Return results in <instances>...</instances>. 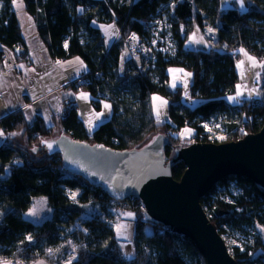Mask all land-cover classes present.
<instances>
[{"label":"trees","instance_id":"16d2710c","mask_svg":"<svg viewBox=\"0 0 264 264\" xmlns=\"http://www.w3.org/2000/svg\"><path fill=\"white\" fill-rule=\"evenodd\" d=\"M249 2V8L240 12L236 8L220 10L219 0H194L193 4L185 0H22L23 9L35 22L38 37L50 56L78 57L86 64V82L71 87L87 90L95 109H99L100 101L94 98L101 95L112 103L113 113L91 133L86 131L71 102L60 116L61 132L55 126L45 127L40 117L29 124L21 109L0 119L4 134L22 131L29 146L9 137L0 143V174L7 173L0 177V259L67 264V258L74 253L70 264H205L191 240L175 232H160L163 224L143 219L138 199L115 200L100 187L65 171L59 154L48 155L43 148L32 152V146L40 138L64 133L74 140L124 150L139 147L151 136L163 133L168 136L163 151L168 160L183 142L188 145L197 141L200 134L207 136L200 123L216 113L229 115L223 122L229 139L257 132L264 125V98L244 99L234 106L225 99L239 80L236 63L241 57L240 49L257 58L264 57V0ZM0 3L1 70L5 50L24 49L15 54L19 61L27 60V50L13 0ZM168 3V32L174 52H147L144 40L148 43L151 36L145 23ZM93 22H114L117 26L118 37L109 49H105ZM194 26L201 32L206 26L215 29L210 48L185 47ZM132 32L144 38L142 65L137 67L128 57L120 71L124 41ZM169 67H181L191 73L190 97L198 100L197 104L188 106L183 102L181 87L170 88ZM153 95L168 101V122L155 118ZM183 127L192 129L188 142L177 135ZM184 170L180 160L171 166L176 180ZM229 180L240 189L234 202L213 197L216 186L227 185ZM38 195L46 197L53 211L51 218L39 224L22 217L32 197ZM200 203L220 234L222 225L239 232L255 224L264 227V190L246 177L222 178ZM84 205L94 207L95 213L83 218L78 226L76 221L85 214ZM120 205L134 214L131 256L116 249L119 240L114 227ZM231 254L237 264H264V241L255 235L244 251L234 249Z\"/></svg>","mask_w":264,"mask_h":264},{"label":"water","instance_id":"95a60500","mask_svg":"<svg viewBox=\"0 0 264 264\" xmlns=\"http://www.w3.org/2000/svg\"><path fill=\"white\" fill-rule=\"evenodd\" d=\"M167 144L168 136L157 133L139 147L118 150L61 133L40 138L32 152L43 148L48 155L59 154L65 171L100 187L115 200L138 199L143 219L191 240L205 264H237L200 200L226 176L246 177L264 190V125L237 140L193 141L176 147L168 160L163 155ZM178 160L185 170L176 180L171 166Z\"/></svg>","mask_w":264,"mask_h":264},{"label":"crops","instance_id":"0c3cea01","mask_svg":"<svg viewBox=\"0 0 264 264\" xmlns=\"http://www.w3.org/2000/svg\"><path fill=\"white\" fill-rule=\"evenodd\" d=\"M16 4L23 5L22 0H17ZM249 5V0H243V2H241V0H219L220 10L236 8L238 11L244 12L249 8ZM30 19L32 21L31 23L28 20H25V25L27 27L26 30H24L20 24L26 42L27 60L19 61L15 59L14 63L3 62L0 70V119L13 111L21 109L29 124H31L37 117H40L45 127L48 128L55 126L57 131L61 132V126L59 123L60 116L63 115L65 104L71 102L76 106L78 116L83 122L86 131L91 133L98 125L111 118L113 113L112 103L109 100L100 101L99 109H95L92 105L91 95L87 90H78L72 87H69L68 89L61 88L65 82L74 80L78 75L86 73L87 66L82 60L79 59V61H77V57L53 59L38 37L35 22L32 18ZM98 23L99 22H93L92 25L99 29L102 34L104 33V28H102V24ZM107 26L108 25L105 27V32H107L108 35L107 38L109 41L112 40V42H114L119 33L117 31V33L113 35V28L107 29ZM186 48L190 49L189 47ZM22 50L24 49H20L19 52H22ZM5 52H9V50H5ZM128 57H130V55L126 51L125 54H121L119 64L120 71L123 70L125 60ZM58 61L59 63H57ZM80 61L83 62L82 67ZM237 72L239 76V71L237 70ZM167 73L169 75V86L171 89H173L175 85L182 88V84L186 83V91L182 88V100L185 104L188 106H194L199 102L190 97L192 76L186 75L187 73H190L189 71L181 67H169ZM246 79L247 77L245 73L244 80L247 81ZM181 82L183 83L181 84ZM81 93H87L88 98H79ZM154 96L162 98L166 103L160 107V100L153 101ZM246 99L256 100L250 96ZM228 103L233 106L239 104ZM104 104H109L111 107L109 109H104ZM154 104L158 107L159 111V116H157V112L154 111L153 108L155 118L158 121L168 122V101L164 97L153 95L152 106ZM96 113H102V115H100L99 118H96ZM89 121H91V124ZM0 131H2L1 127ZM2 133L3 135H0V143L5 141L7 137L12 140L9 134L6 135L3 131ZM126 213L131 212H129L128 209L120 210L118 213V219L133 222V212L130 216L125 215ZM117 222L114 227L115 231L118 230ZM128 236L129 231L127 237ZM123 240L124 239L119 240L118 244H121Z\"/></svg>","mask_w":264,"mask_h":264},{"label":"rangeland","instance_id":"374dc122","mask_svg":"<svg viewBox=\"0 0 264 264\" xmlns=\"http://www.w3.org/2000/svg\"><path fill=\"white\" fill-rule=\"evenodd\" d=\"M170 4H164L159 7L156 14L152 16V18L145 23L146 29L149 31V34L151 36V39L148 43L145 42L144 38V46L147 50V52L159 50L164 53L172 54L174 52V45L173 41L171 40L170 34L168 32L169 30V17L168 14L170 12L169 10ZM0 9H1V3H0ZM14 9L18 18V21L22 25L23 29L26 30L27 27L25 25V20H28L30 23L32 22L30 17L25 13L22 7H17V4H14ZM26 18V19H25ZM102 24V28H104L103 34V41L105 49H109L112 45V40L109 41L107 38V32H105L106 25H112L113 27V35L117 33L118 29L114 22L109 23H98ZM110 29V28H107ZM209 29H212V31H209ZM101 34V35H102ZM192 37V39H190ZM210 39H206V38ZM112 39V38H111ZM215 39V29L211 26H206L205 31L201 32L198 27L194 26L191 33L189 34L188 40L186 41L185 47L189 48H201V49H208L213 45L212 40ZM109 41V42H108ZM244 50V49H243ZM240 60L237 62V70L239 71V80L234 88V91L227 94L225 96V99L232 103H240L242 100L246 99L248 96L253 97L254 99L261 101L264 98V57L263 58H257L256 56L252 55L251 53L244 50V52H241ZM247 53V55H245ZM125 54V51L122 52V55ZM254 57L255 58V65H253V61H250L248 57ZM243 62L240 64V62ZM238 64L240 66H238ZM246 73L247 81L244 80V74ZM183 82H181L182 84ZM239 86V87H238ZM178 86H174L176 88ZM173 88V89H174ZM182 88L184 91H186V83L182 84ZM237 92H240V95L237 96ZM247 93V94H246ZM183 96V94H182ZM232 96L234 97L233 100H229L228 97ZM229 118L228 114L225 113H216L212 115L209 119L203 121L200 123V126L203 128L205 133L216 135L217 137H222L221 133H223L224 127L223 122ZM237 118V117H236ZM185 129H190V133H184ZM2 133V131H0ZM15 133V135H12ZM192 129L190 127H183L177 132V135L182 138L186 139V142H188V139L192 135ZM12 139L16 140L18 143L22 144L24 147L29 148L26 141L23 139L22 131H14L9 133ZM183 142V146L187 145ZM5 174H0V177L5 176ZM240 194V189L236 186L235 182L232 180L228 181L227 185H218L215 188V191L213 193V197H217L225 202L232 203L234 202V198ZM204 209V208H203ZM30 210H34V214H29ZM85 214H83L77 221L76 225L80 226L82 223L83 218L86 216H89L90 213H95L94 207H91L90 205H84ZM129 212L132 211L128 210ZM205 211V210H204ZM52 209L48 205L47 199L43 195H38L32 197L31 204L29 208L22 213V217L30 220L34 223H41L46 219L51 218L52 216ZM124 220V219H123ZM119 226H126L121 227L119 231H122L124 234L119 235L118 230H116V235L118 240L124 239L125 241L128 239V231L129 228L124 223L118 224ZM223 232L222 237L226 243V246L230 253H234V249H239V252L244 251L245 245H250L253 237L255 235H259L262 237L264 241V227H260L258 225H253L250 227H245V232H239L238 230H235L229 226L222 225L221 226ZM232 241H235V243H232ZM134 252H132V255ZM75 254L72 253L67 258V264H70V262L74 259ZM6 262H10V264H48L47 262L43 260H38L35 262L29 261L25 262L22 260L12 259L10 257L6 259H0V264H6ZM95 264H106L102 262H95ZM257 264V263H256Z\"/></svg>","mask_w":264,"mask_h":264},{"label":"built area","instance_id":"2783aa9c","mask_svg":"<svg viewBox=\"0 0 264 264\" xmlns=\"http://www.w3.org/2000/svg\"><path fill=\"white\" fill-rule=\"evenodd\" d=\"M186 2L193 4L194 0H185ZM183 34H185V30L182 31ZM135 36V39H133L132 37ZM124 46H125V51L130 55V58L132 59V61L134 62V64L137 67H141L142 65V55H144L145 53V49L143 47V39L142 37L137 33V32H132L128 38L125 39L124 41ZM20 48L16 47L14 49V51H9V52H4L3 54V61L5 63H14L15 62V54L17 52H19ZM16 52V53H15ZM85 74H81L78 75L74 80L65 82L61 88H65L68 89L71 86H77L80 87L81 85H83L86 82V77ZM93 99V97L91 96V100ZM98 101H103V97L100 95H98L96 98H94ZM66 107V104H65ZM207 136L200 134L198 137L197 142H213V143H220V142H226V141H231V140H236V139H229L230 137H228V133L223 130V133H221L222 137H217L216 135L213 134H208L206 133ZM120 210H124L125 209V205H120L119 206ZM118 224L120 223H124L125 225L128 226L129 228V236L128 239L123 243L119 244L116 249L118 251H121L125 256H131L132 252H133V248H132V233H133V222H128L127 220H123V219H118ZM160 232L163 231H169L172 232L170 230V228L168 226L163 225L160 229Z\"/></svg>","mask_w":264,"mask_h":264},{"label":"snow or ice","instance_id":"6c2138e0","mask_svg":"<svg viewBox=\"0 0 264 264\" xmlns=\"http://www.w3.org/2000/svg\"><path fill=\"white\" fill-rule=\"evenodd\" d=\"M241 2H243V0H241ZM13 3L16 4L17 3V0H13ZM17 7H22V5L21 4H17ZM111 27H113V26L112 25H108L107 26V28H111ZM209 31H212V29H209ZM132 38L135 39V36H133ZM190 39H192V37H190ZM240 51L241 52H244L243 49H240ZM245 55H247V53H245ZM76 59H77V61H79V58L78 57ZM248 59L250 61H253V65H255V58L254 57L249 56ZM57 63H59V61ZM242 63L243 62L241 61L240 64H242ZM80 64H81V67H82L83 66V62L80 61ZM238 66H240V65L238 64ZM179 71H183V70H179ZM186 75L191 76V73H187ZM239 95H240V92H237V96H239ZM79 98H81V99H87L88 98L87 93H81ZM228 99L229 100H233L234 97L229 96ZM156 100H160V107H162L166 103L165 101H163L162 98H159V97H155L154 96L153 97V101H156ZM110 107L111 106L109 104H104V109H109ZM153 108H154V111L157 112V116H159L158 107L154 104L153 105ZM100 115H102V113H96V118H99ZM89 123L91 124V121H89ZM190 132H191L190 129H185L184 130V133H182V135L185 134V133H190ZM0 135H3V133H0ZM12 135H15V133H13ZM48 146L51 148V144H49ZM33 151H35V148L33 149ZM75 195H76L75 193L72 194L73 198H75ZM29 214H34V210H30ZM125 215H129L130 216L132 214L131 213H126ZM117 227H118V234L119 235H123L124 233L122 231H119V229L121 227H126V226H119L118 225ZM28 239H31V237H28ZM232 243H235V241H232ZM49 251L51 252L52 250H49ZM6 264H10V262H6Z\"/></svg>","mask_w":264,"mask_h":264}]
</instances>
